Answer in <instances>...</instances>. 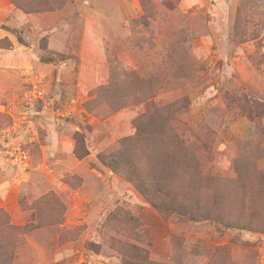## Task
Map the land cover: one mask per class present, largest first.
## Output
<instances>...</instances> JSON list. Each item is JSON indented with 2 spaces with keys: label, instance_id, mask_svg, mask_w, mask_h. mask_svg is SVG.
I'll return each instance as SVG.
<instances>
[{
  "label": "rangeland",
  "instance_id": "374dc122",
  "mask_svg": "<svg viewBox=\"0 0 264 264\" xmlns=\"http://www.w3.org/2000/svg\"><path fill=\"white\" fill-rule=\"evenodd\" d=\"M17 2L0 264H264V0Z\"/></svg>",
  "mask_w": 264,
  "mask_h": 264
},
{
  "label": "trees",
  "instance_id": "16d2710c",
  "mask_svg": "<svg viewBox=\"0 0 264 264\" xmlns=\"http://www.w3.org/2000/svg\"><path fill=\"white\" fill-rule=\"evenodd\" d=\"M14 5H17V0H10ZM19 4V3H18ZM25 11V10H24ZM28 10H26V12H27ZM171 107V106H170ZM152 108H155L154 110H157V114L159 115V116H161V113L162 112H160L156 107H152ZM163 108H165V107H163ZM172 108V107H171ZM161 109V108H160ZM162 116H166L167 117V115H162ZM166 117H163L164 119H166ZM163 118H162V120H163ZM164 121V120H163ZM167 122H165V123H163V128H167V129H169V130H171L172 131V126L170 127H168L167 126V124H166ZM114 159V158H113ZM114 163H116V165H118L119 166V161L118 160H114ZM111 169H112V171H116V172H118V171H120V169L118 168V167H116V166H114L113 164H111ZM118 173H121V172H118ZM155 207H158V205L156 204V203H154L153 204ZM158 209H159V207H158Z\"/></svg>",
  "mask_w": 264,
  "mask_h": 264
},
{
  "label": "crops",
  "instance_id": "0c3cea01",
  "mask_svg": "<svg viewBox=\"0 0 264 264\" xmlns=\"http://www.w3.org/2000/svg\"><path fill=\"white\" fill-rule=\"evenodd\" d=\"M7 1H8V0H7ZM2 5L5 7V4H2ZM5 8H7V7H5ZM5 12L12 13V14L16 15V17H19V16L21 15L20 10H2V13L5 14ZM12 25H14V24H12ZM14 26H15V25H14Z\"/></svg>",
  "mask_w": 264,
  "mask_h": 264
},
{
  "label": "built area",
  "instance_id": "2783aa9c",
  "mask_svg": "<svg viewBox=\"0 0 264 264\" xmlns=\"http://www.w3.org/2000/svg\"><path fill=\"white\" fill-rule=\"evenodd\" d=\"M13 157H14V161H16V162H17V161H21V156L18 157L17 155H14Z\"/></svg>",
  "mask_w": 264,
  "mask_h": 264
}]
</instances>
